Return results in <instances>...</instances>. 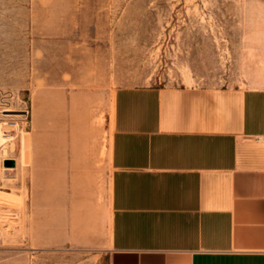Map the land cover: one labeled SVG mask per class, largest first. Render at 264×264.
<instances>
[{"label": "rangeland", "instance_id": "rangeland-1", "mask_svg": "<svg viewBox=\"0 0 264 264\" xmlns=\"http://www.w3.org/2000/svg\"><path fill=\"white\" fill-rule=\"evenodd\" d=\"M263 75L264 0H0V264H109L118 87Z\"/></svg>", "mask_w": 264, "mask_h": 264}, {"label": "crops", "instance_id": "crops-1", "mask_svg": "<svg viewBox=\"0 0 264 264\" xmlns=\"http://www.w3.org/2000/svg\"><path fill=\"white\" fill-rule=\"evenodd\" d=\"M110 162L109 264H264V75L118 87Z\"/></svg>", "mask_w": 264, "mask_h": 264}, {"label": "bare ground", "instance_id": "bare-ground-1", "mask_svg": "<svg viewBox=\"0 0 264 264\" xmlns=\"http://www.w3.org/2000/svg\"><path fill=\"white\" fill-rule=\"evenodd\" d=\"M6 111H9L10 109H5ZM3 129H4V125L2 123H0V134L3 133ZM3 138V137H2ZM1 175V174H0ZM5 198H7V195H5L4 193H2L0 191V200L3 201L5 200Z\"/></svg>", "mask_w": 264, "mask_h": 264}]
</instances>
